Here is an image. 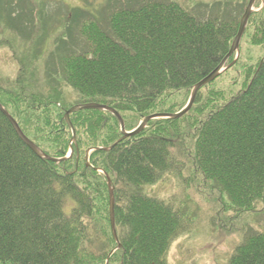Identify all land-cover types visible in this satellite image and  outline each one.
I'll use <instances>...</instances> for the list:
<instances>
[{"label": "trees", "instance_id": "16d2710c", "mask_svg": "<svg viewBox=\"0 0 264 264\" xmlns=\"http://www.w3.org/2000/svg\"><path fill=\"white\" fill-rule=\"evenodd\" d=\"M59 1L0 0V45L18 64L0 77V102L43 152H74L60 162L36 154L0 109V264H106L116 249L109 264H169L200 204L149 192L167 177L188 188L201 176L238 219L264 210V57L245 89L224 103L211 91L193 122L212 83L181 118L151 120L127 138L113 113L85 109L71 114L73 141L65 116L75 104H107L129 131L150 114L181 111L230 53L250 0H105L69 16L51 7ZM255 5L245 34L262 45L264 0ZM228 264H264V229H249Z\"/></svg>", "mask_w": 264, "mask_h": 264}, {"label": "rangeland", "instance_id": "374dc122", "mask_svg": "<svg viewBox=\"0 0 264 264\" xmlns=\"http://www.w3.org/2000/svg\"><path fill=\"white\" fill-rule=\"evenodd\" d=\"M63 1L55 4L52 3L53 5L51 7L53 9L60 8L69 16L73 6L82 5L88 12H93L95 9H101L99 4L105 0H99V3L94 0L90 2H79V0ZM184 1L186 2V0ZM256 9L258 8L255 7ZM47 15L55 19L57 15L56 10H52ZM59 21L58 19L57 23ZM252 34L253 31L249 29L243 36L239 48L240 51L237 56V58L241 56L239 61L212 81L211 88L205 87L202 91L199 105L190 114L191 116L188 118L189 122H193V120L202 116L203 112H200L199 108H206L205 110H208L206 103L211 91L217 90L218 92H224V97L220 98L216 95L224 103V101H228L239 91L245 89L249 76L251 77L253 75L261 58L264 57V44H255ZM52 40H54V37ZM13 53L10 47L7 48L0 45V77L14 76L18 72V64L13 57ZM75 96L73 94L70 95L73 98ZM180 101L181 99H179L178 105H180ZM200 178L201 176L198 178L199 184L192 185L188 188L176 177H167L162 182L148 187L151 194H156L163 198L171 196L173 198H181L184 204L193 202V200L197 205L200 204V210L197 214L196 211L193 213V218L196 220V223L191 231L177 238L168 251L169 264H228L235 247L241 243L244 234L249 229H264V210L262 208L258 210L259 212H255V214H244L238 219V216L236 217L232 213L234 211L232 210L231 212L229 210V201L227 202V199L220 190L212 188L211 185L204 183L203 179ZM183 188L186 190L185 194H183ZM221 198L224 199V202ZM229 218L238 220L233 222Z\"/></svg>", "mask_w": 264, "mask_h": 264}, {"label": "water", "instance_id": "95a60500", "mask_svg": "<svg viewBox=\"0 0 264 264\" xmlns=\"http://www.w3.org/2000/svg\"><path fill=\"white\" fill-rule=\"evenodd\" d=\"M258 0H250L249 3L247 4V8L244 12V14L242 15V21L240 23V30L237 33L236 37H235V41L231 47V51L230 53L225 57L224 61L222 62V64L214 70V72H212L211 75L203 78L201 80V82H199L192 90V95L191 98L189 100V102L187 103V106L184 107L181 111L177 112V113H155V114H150V116H147L145 119H143L139 126L134 129V130H129L127 131L126 129V125H125V119L122 117V115L120 114V112L118 110H116L115 108L110 107L109 105H103V104H99V103H85V104H75L73 107H71L67 113H66V120L68 121L72 131H73V141L76 140V136H77V131L74 128V124L73 121L71 120V114L75 113L76 111L79 110H85V109H100L103 111H110L111 113H113L115 115L116 118H119L120 123H121V129H122V133L124 135L125 138L129 137V136H134V135H138L140 134L142 131H144L147 127V125L150 123L151 120L154 119H160V118H181L182 115L186 114L187 112H189L192 107L194 106L195 101L197 100V97L199 95L200 90L205 86L208 85L210 83H212V81H214L215 79H217L221 74H223V71L226 69H229L231 66H233V64H227L229 62V59L232 57V55H234L235 53H238L240 51V45L242 42V37L244 36L246 30H247V25L251 19V15L253 13V11H255V4ZM237 61V57L234 61V63ZM0 109L3 111V113L6 114V116L8 117L10 123L13 124L16 133H18V135L20 136L21 140L24 141L25 144H27L32 150L33 152H35L36 154H39L42 157H46L49 160H53L55 161H66V159L70 158L73 155V150L71 149V152L69 155H67L65 158H53L52 156L46 154L45 152H43V150L40 148V146L35 143L34 141H32L27 135L26 133H24L23 129L21 128L20 124L17 122V120L14 118V116L9 113L2 105V103L0 102ZM89 158V154L87 155V160ZM89 165H91V162L88 160L87 161ZM107 175V179H108V183H109V190H110V215H111V226H112V231H113V236H115V239L118 243V249L121 248V243H120V238L118 236V232H117V225L115 222V196L113 193V183L111 180V176L110 174H106ZM117 250V249H116ZM114 250L111 255L108 257V261L106 264H109L110 262V257L113 255V253L116 251Z\"/></svg>", "mask_w": 264, "mask_h": 264}, {"label": "bare ground", "instance_id": "6f19581e", "mask_svg": "<svg viewBox=\"0 0 264 264\" xmlns=\"http://www.w3.org/2000/svg\"><path fill=\"white\" fill-rule=\"evenodd\" d=\"M186 107V106H185Z\"/></svg>", "mask_w": 264, "mask_h": 264}]
</instances>
